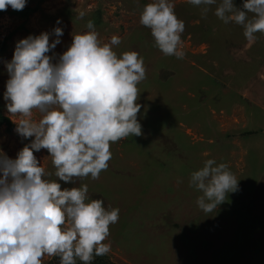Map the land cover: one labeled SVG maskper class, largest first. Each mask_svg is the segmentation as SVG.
I'll list each match as a JSON object with an SVG mask.
<instances>
[{
    "label": "rangeland",
    "instance_id": "rangeland-1",
    "mask_svg": "<svg viewBox=\"0 0 264 264\" xmlns=\"http://www.w3.org/2000/svg\"><path fill=\"white\" fill-rule=\"evenodd\" d=\"M151 2L28 0L33 10L27 17L11 14L10 6L0 11V113L13 123L10 131L0 125V150L15 159L31 142L16 133L18 117L4 100V62L11 61L16 43L61 27V43L49 53L58 58L72 33L87 31L93 20L102 43L119 36L114 51H137L146 67L138 85L142 135L111 145L109 167L99 179L75 181L76 187L88 185L90 199L120 210L105 241L111 251L93 264H264V33L248 41L242 27L225 24L214 7L205 19L188 0H172L185 22V57L165 56L151 29L139 23ZM243 2L234 0L237 7ZM79 11L86 13L83 19ZM34 155L46 172H55L46 149ZM207 159L227 163L239 180V190L212 213L199 209L202 193L189 186L190 174ZM47 178L63 184L55 175ZM42 264H59V258L45 256Z\"/></svg>",
    "mask_w": 264,
    "mask_h": 264
},
{
    "label": "clouds",
    "instance_id": "clouds-1",
    "mask_svg": "<svg viewBox=\"0 0 264 264\" xmlns=\"http://www.w3.org/2000/svg\"><path fill=\"white\" fill-rule=\"evenodd\" d=\"M27 2L0 0V11L9 6L22 11ZM188 3L200 8L205 19L214 7V15L241 26L248 41L264 33V0H244L242 7L234 0ZM85 15L79 11L77 18ZM139 23L151 29L155 47L165 56L184 59L185 22L172 0L145 5ZM85 28L72 33L71 45L58 58L49 53L61 43V27L19 40L11 61L4 62L7 110L18 117L13 119L16 133L31 142L15 159L0 150V264H42L45 256L58 257L59 264H93L111 251L105 241L119 208L90 199L87 184L62 187L47 177L55 175L63 184L97 180L109 167L111 145L142 135L138 85L146 79V67L137 51H114L119 36L102 43L93 20ZM41 149L50 154L54 173L46 172L34 155ZM189 186L202 193L196 200L199 209L212 213L239 190V180L227 163L207 159L190 174Z\"/></svg>",
    "mask_w": 264,
    "mask_h": 264
},
{
    "label": "trees",
    "instance_id": "trees-1",
    "mask_svg": "<svg viewBox=\"0 0 264 264\" xmlns=\"http://www.w3.org/2000/svg\"><path fill=\"white\" fill-rule=\"evenodd\" d=\"M33 9L31 7L26 6L22 11H16V10H10L9 12L14 15L22 16V17H27L28 14L32 11ZM5 124L6 130L10 131L13 128V123L7 117L6 115H3L0 113V125ZM62 187H76V182L73 184H62ZM100 264H114L112 261H102Z\"/></svg>",
    "mask_w": 264,
    "mask_h": 264
}]
</instances>
